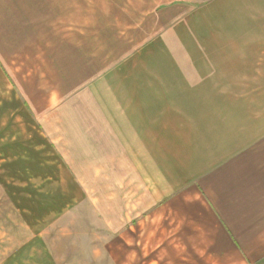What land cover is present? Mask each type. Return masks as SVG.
<instances>
[{"label":"rangeland","instance_id":"1","mask_svg":"<svg viewBox=\"0 0 264 264\" xmlns=\"http://www.w3.org/2000/svg\"><path fill=\"white\" fill-rule=\"evenodd\" d=\"M3 3L15 16L0 30V51L21 49L9 55V72L18 82L25 78L29 90L24 83L15 87L0 68V264H196L195 243L175 223L180 217L143 209V196L159 198L166 186L159 179L154 185L152 177L138 182L119 162L124 157L117 138L109 150L100 141L104 132L87 130L84 123L100 125L93 119L101 120L107 107L130 116L141 95L134 97L125 85L135 91L147 81L158 114L166 111L178 122L171 124L178 162L196 150L195 136L179 135L188 126L174 108L178 98H215L212 107L220 115L235 114L228 118L237 119L238 127L246 119L264 127L259 10H243L248 24L232 25L230 0ZM15 26L19 34H30L38 51L28 44L21 48L19 38L26 36L17 39ZM70 44L78 65L87 63L85 70L78 66L71 98L74 91L61 97L64 90L55 82L43 88L49 72L42 71L53 59L62 60L66 52L60 51ZM35 94L41 103L32 101ZM64 113L77 120L70 125L61 119ZM79 136H96L98 143L82 145ZM157 161L156 173L166 168L164 159Z\"/></svg>","mask_w":264,"mask_h":264},{"label":"crops","instance_id":"2","mask_svg":"<svg viewBox=\"0 0 264 264\" xmlns=\"http://www.w3.org/2000/svg\"><path fill=\"white\" fill-rule=\"evenodd\" d=\"M44 5L49 6L48 3ZM251 8L259 10L258 15L264 17V0H230V10L234 14L231 16L232 25L248 24L247 12L243 10ZM14 16V10L5 3L0 4V30ZM15 28L16 38L26 36L19 38L21 48L28 44L33 47L31 51H38L30 34H19V27ZM54 32L57 39L59 34L55 29ZM6 44H9L7 39ZM14 50L21 49L6 46L0 51V68L6 69L5 73L15 87L21 89L24 83L26 90H29L25 78L18 82L9 72L8 58ZM60 52H66L62 60L53 59L52 67L44 65L42 69L43 72H49L43 88L51 89L55 82L56 88L64 90L61 97L73 90L74 93L68 96L71 98L76 94L77 73L80 68L85 70L87 63L84 61L78 65L76 46L73 48L70 44ZM142 83L148 85L147 81ZM147 85L135 91L125 85L124 89L134 97V92L141 95V101L135 110L133 107L130 116L113 113L107 107L108 111L103 113L101 120L93 119L100 125L88 124L86 121L85 129L100 128L104 132L100 141L109 150L116 142L113 137L117 138L120 146L118 151L124 157L119 162H122L123 168L133 170L138 182L142 177L149 181L152 177L154 185L159 179L166 186L164 195L159 198L160 195L156 194V198L150 197L151 192L148 198V194H145L142 201L148 207L142 205L143 209L155 208L154 214L162 209L167 215L180 217L175 223L187 233V240L193 246L195 243L196 264H264V127L257 122L252 124L250 119H246L247 123L243 127H238L237 119L228 118L230 115L235 117V114L220 115L212 107L218 104L214 103L215 98L190 102L178 98L174 108L182 114L180 122L188 126V131H181L179 135L196 137L195 155L183 157L178 162L173 156L176 148L172 137L178 134H173L174 129L171 128V124L177 125L178 122L166 115V111L158 114L155 100L150 97L151 92H147L150 88ZM26 94L29 95V91ZM55 95L52 97L59 99V94ZM32 101L41 103L42 96L35 94ZM63 115L61 119H68L70 125L77 120L72 114ZM95 137L79 136V142L82 145H90L91 141L97 144ZM193 152L181 151L190 155ZM158 158L164 159L166 168L156 173ZM70 167H74L73 164ZM158 201L161 202L159 206Z\"/></svg>","mask_w":264,"mask_h":264}]
</instances>
